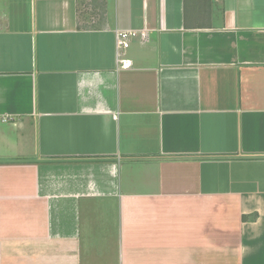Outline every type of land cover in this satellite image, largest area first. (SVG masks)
<instances>
[{"label":"crops","instance_id":"crops-1","mask_svg":"<svg viewBox=\"0 0 264 264\" xmlns=\"http://www.w3.org/2000/svg\"><path fill=\"white\" fill-rule=\"evenodd\" d=\"M0 264H264V0H0Z\"/></svg>","mask_w":264,"mask_h":264},{"label":"built area","instance_id":"built-area-1","mask_svg":"<svg viewBox=\"0 0 264 264\" xmlns=\"http://www.w3.org/2000/svg\"><path fill=\"white\" fill-rule=\"evenodd\" d=\"M135 36V32H116V58L117 63L122 70L129 69L131 64L129 61L120 58L122 51L128 48L129 41Z\"/></svg>","mask_w":264,"mask_h":264}]
</instances>
